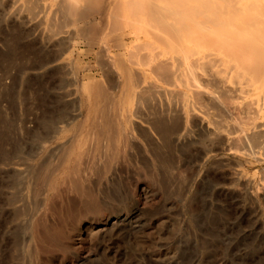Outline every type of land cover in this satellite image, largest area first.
I'll use <instances>...</instances> for the list:
<instances>
[{
    "label": "rangeland",
    "instance_id": "374dc122",
    "mask_svg": "<svg viewBox=\"0 0 264 264\" xmlns=\"http://www.w3.org/2000/svg\"><path fill=\"white\" fill-rule=\"evenodd\" d=\"M24 1L0 0V264H264V86L216 107L168 54L122 47L174 33L194 60L215 19H263L264 0H75L86 18L41 0L31 22ZM173 115L187 134L167 149Z\"/></svg>",
    "mask_w": 264,
    "mask_h": 264
},
{
    "label": "bare ground",
    "instance_id": "6f19581e",
    "mask_svg": "<svg viewBox=\"0 0 264 264\" xmlns=\"http://www.w3.org/2000/svg\"><path fill=\"white\" fill-rule=\"evenodd\" d=\"M40 1L41 0H25L22 3L20 9L21 13L18 15L21 16V14L24 13L25 18L27 17L30 22L33 21L37 16L38 10H40ZM76 2L77 1L75 0H67V3L66 1H63V6H60L59 9V15H61L62 17L74 15L77 18H86V15H83L78 7V3ZM210 19L212 20V18ZM229 19L232 18H218L213 21L214 23H216V25L223 26L224 30L222 33L206 34L199 37L198 41L200 45L204 44L206 47L203 52H200L196 55L194 60L187 55L190 47L184 44L185 38L174 33H168L165 35L145 34L144 36L142 35L143 37L138 34V36L136 34H129L131 35V37H134V40L132 41L131 39V42H128L127 38H122V47L124 50H128L129 48H133V46L130 47L132 43L141 44L143 46L153 47L155 48V50H160L161 54L165 57L168 54V57L170 56L169 60L173 64L172 65L170 63V65L173 66L171 67V69L174 68V75H172L179 80L182 77L191 76V78L197 84H199L198 86L202 90L200 94L201 99L206 103H211L217 107V105H221L222 103L220 102L222 96L227 93H242L248 85H252L255 87L264 86V18H239V21H233L232 25H229L228 27L226 23L229 21ZM208 26L210 25L208 24ZM169 28L172 30V27ZM77 35L81 36L82 34ZM70 45L67 47H61V49L58 50L57 54L55 55V59L53 58L54 60L52 59L53 61L50 63L55 64L62 60L66 52L70 50ZM78 45L80 44L78 43ZM161 54L159 56L162 57ZM132 65L136 66V63H133ZM128 68L130 69L132 67H127L125 68V70ZM202 68L205 69L203 75H196V72L198 70H201ZM131 70L132 69H130L129 71ZM142 73L143 74L141 75V77L139 76L141 80L139 82L134 80L133 82L137 83L133 84L134 86L132 85V88L130 87L132 91L130 92L132 93L131 95H134L139 100V102L142 101V99L145 97V93L148 92L147 89L143 88V85L148 83L147 74L146 72ZM128 74H131L132 76L128 75L127 78L124 76L127 80L133 79V77L135 76H133V72H128ZM234 78L241 81L240 88L235 90L228 89V87L226 86L227 81ZM126 79L124 80L127 81ZM125 81L123 82L124 84L126 83ZM128 82H132V80ZM195 87L197 88V85ZM125 88L126 87H124V89ZM183 89V95L186 98H189L193 90L188 86L184 87ZM208 89L210 91H208ZM155 97V93L150 92V101H152V99H154ZM153 110H157V108H154ZM179 117V115L171 116L170 119L173 120L171 128L168 127L165 123H160L159 133L162 136L167 149L171 148V141L180 142L187 134L186 131L179 134V129L181 128ZM60 135L61 131H57L54 133L41 132L40 139L43 141L44 148H46L47 145L52 144L53 139H56ZM255 138H251L252 142L257 141ZM9 163H11V161ZM164 163L170 165L168 161H165Z\"/></svg>",
    "mask_w": 264,
    "mask_h": 264
}]
</instances>
